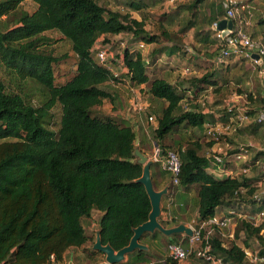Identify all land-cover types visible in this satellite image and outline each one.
Masks as SVG:
<instances>
[{"label": "trees", "instance_id": "obj_1", "mask_svg": "<svg viewBox=\"0 0 264 264\" xmlns=\"http://www.w3.org/2000/svg\"><path fill=\"white\" fill-rule=\"evenodd\" d=\"M25 1L34 3V11L19 10ZM191 1V17L195 18L205 0ZM145 4L144 0H130L128 8L140 11ZM211 20L219 22L216 16ZM193 26L190 21L181 33ZM47 32H56L67 40L76 58L75 72L64 81H59L62 76L58 75L57 66L66 56L55 57L43 49L56 42L44 38ZM122 33L147 45L172 40L165 30L159 35L148 33L142 20L110 11L97 0H0V66L10 81H17L12 89V82L6 85L0 79V264H51V256L56 262L62 261L70 248L92 243L93 237L87 235L83 222L91 218L93 211L101 213L98 230L102 245L111 246L115 252L126 247L133 230L148 220L150 201L144 187L136 182L142 166L134 156L138 147L134 125L94 113L104 100L110 99V81L119 79L94 61L92 48L96 43L108 46L103 39ZM216 49L219 52L221 45ZM165 52L171 56L179 51L173 45ZM119 58L123 75L132 86L141 87L142 92L148 86V94L167 103L154 116L155 125L146 123L154 128L153 141L163 148V156L170 151L171 146L166 143L170 135L205 125L204 113L195 107L178 113L179 105L183 100L197 102L208 89L218 93L225 76L218 75L219 69L211 66L203 76L192 79L185 97V93H178L164 80L150 79V63L146 65L140 52L126 48ZM22 82L30 83L43 97L40 106L32 103L20 85ZM247 101L248 107L260 102L264 111L263 98L248 94ZM55 109L60 110L58 123L54 121ZM245 111L248 118L254 117V110ZM200 151L198 142L181 147L179 185L170 183L163 198L171 189L178 191V187L186 193L193 190L201 220L221 208L244 213V206L248 205L249 215L264 210V197L258 202L253 197L254 180L240 176L218 178L207 171L209 161ZM230 165L231 160L224 167ZM150 170L155 171L151 178L157 190L155 178L168 173L158 162ZM255 205L259 206L253 209ZM161 224L167 226V222ZM238 231L244 233L241 244L247 246V241L257 240L259 255H264V219L256 227L241 221ZM180 238L181 235L167 238L155 232L150 241L161 239L165 246ZM183 242L187 243V237ZM93 243L84 252L103 257L92 250ZM211 245L214 254L229 264H246L242 246L231 243L225 247L219 233ZM153 259H159L161 264L180 263L148 247V251L136 250L127 255V261L121 264H148Z\"/></svg>", "mask_w": 264, "mask_h": 264}, {"label": "rangeland", "instance_id": "obj_2", "mask_svg": "<svg viewBox=\"0 0 264 264\" xmlns=\"http://www.w3.org/2000/svg\"><path fill=\"white\" fill-rule=\"evenodd\" d=\"M97 1L101 6L110 11L121 15L130 14L132 19L138 21L142 20L145 31L148 33L159 35L165 30L169 38H172L171 41L162 39L161 43L156 45H147L141 41L128 39V35L124 33L103 39L105 43L108 42V46H106L108 57L107 63L116 74L115 78L119 80L116 82L111 81L109 83L110 86H107V89H109L110 99L104 100L101 106L94 109V113L101 116L116 118L118 120L123 119L127 124H130L125 118L127 117L128 119L130 117L129 114H133L132 112L134 109L131 108V106L136 107L137 102L140 104L144 103L146 107L139 115L140 119L138 116H135V121H139L136 123L137 127H139L141 123L146 125L145 127L136 130L138 137L137 140L139 141L137 149H139L149 160L153 161V152L155 148L153 141L154 128L146 124V116L152 115L153 117H157V115L167 106V103L161 99L153 98L145 91L142 92L141 87L132 86L130 81H128L123 75L124 70L121 65V58L119 57H121L122 52L126 48H128L130 52H140L146 65L150 63L147 68L150 79H162L171 84L178 93H185V97H188L186 89L189 87V82L194 78L203 76L210 68V60L217 56L218 50L216 48L219 46V43L214 40V32L211 29L212 16L210 17V15H212V10H215V16L218 18L222 17V2L221 0H205V2L198 8L197 16L192 18L191 9L189 8L192 4L191 0H178L173 2L170 0H144L146 3L145 7L140 11H133L128 8V1L130 0ZM238 1L241 5H243V3L249 4L251 7L250 12L252 14V22L258 23V21H263L260 26H264V0ZM34 9L35 5L31 1L23 2L19 8V10L29 13L34 11ZM2 19L4 20L5 18ZM169 19L173 20L169 21ZM190 21H193L194 26L187 29L185 34H182L181 32L186 29ZM43 36L44 38H51L53 41H56L52 42L48 48H43L46 49L47 53H51L55 57L66 56V59L59 62L57 66V70L59 71L58 75L62 76L59 81H64L75 72L76 58L71 52V46L67 40L62 39L60 34L56 32H47L43 34ZM262 44L264 45V43ZM140 45H143L144 48H139ZM173 45L178 47L179 52L168 56V52H165V49H169L173 47ZM158 48L162 49V52H157ZM224 66L225 64L218 68V75H225L224 82H222L223 86L220 87L218 93L215 94L211 89H208L203 92L202 97L197 102L194 101L190 103L183 100L179 105L178 113L189 111L193 107L196 108V111L204 113L206 115L205 125L201 128H190L187 131L181 130L176 134L170 135L166 140V143L171 146L168 150L174 151L178 154L181 147L188 143L198 142L199 145H201V155L208 159L209 165H212L209 157L211 150L216 143L214 138L208 133L211 132L217 134L220 132L222 126L226 124L224 114L227 112V104L230 99L234 95L242 94L243 99L248 102L247 96L249 94L248 88L250 86L246 83L255 85L253 88L255 91L256 87H260L261 80L259 70L256 67L251 66L249 62H244V60L230 64L227 66V69ZM0 79L3 81L5 80L6 85L12 82V85L9 86L12 87V89L15 87V84H17V81H10V78L4 73V69L1 66ZM20 85L24 92L29 94L32 103L37 107L40 106V102L44 99L42 96L38 95L39 92L36 91L30 83L22 82ZM145 90H148V86H146ZM248 106L249 105H246V107ZM59 118L60 110L55 109V123H58ZM129 120L131 121V119ZM232 127H234L237 132L239 123L235 121L232 122ZM230 134L221 137L219 146L225 147L227 144L230 145ZM253 150L254 149L250 151L253 152ZM257 167L264 168V157L260 159ZM207 169L211 170L210 166H208ZM254 169L255 168L252 169L253 174L258 172V175H260V171H254ZM263 173L264 170L262 171V174ZM178 189L180 188L178 187ZM188 194H191L192 196L186 194L183 195L182 198L176 200L177 202L174 201V204L171 207L173 208V213L176 215L178 221H185L186 223L191 224L192 221L198 217L197 200L193 190H190ZM181 199L185 201L180 203ZM185 203H187V207H183ZM179 204H182V206H179ZM175 206L177 207L174 208ZM220 210H223V208ZM236 212L240 214L241 210L239 209V211ZM251 216L255 215L253 214ZM86 221L87 220H84L83 222L85 228H87ZM241 221V218L234 216L232 220L233 224L229 229L222 232L226 236L233 232L235 238L233 242L239 246H241V241L244 239L243 232L238 231L240 229ZM89 233L90 236L93 237V243L95 239L94 232L90 230ZM236 234H238V238H236ZM223 241L227 247L230 246L231 241L228 238L223 239ZM92 243H89L88 247H90ZM177 243L181 244L184 248L187 247V243L185 244L183 241H178ZM248 245L250 246L251 251L261 249L260 247H255L254 240L249 241ZM154 248L159 250L158 253H161V255H167V247ZM262 250L264 251V248H262ZM188 259L187 262L193 264H204L195 260L193 255H190ZM246 264L249 263L246 262Z\"/></svg>", "mask_w": 264, "mask_h": 264}, {"label": "built area", "instance_id": "obj_3", "mask_svg": "<svg viewBox=\"0 0 264 264\" xmlns=\"http://www.w3.org/2000/svg\"><path fill=\"white\" fill-rule=\"evenodd\" d=\"M174 0H171L173 2ZM222 8L224 10V18L227 21L233 22V27L230 30L229 36L223 38L222 32L218 30V22L211 25V29L214 32V38L217 39L218 43L221 45L220 49V60H226L229 58L234 59H246L249 60L255 67L259 70V75L261 82L264 86V45L256 40H254L250 35L245 32V28L248 26L249 20L242 16L245 6L241 5L238 0H221ZM139 48H144L140 45ZM94 54V61L106 68L113 73L115 77L116 74L109 67L107 63V47L100 43H96L92 48ZM253 56H257L255 59ZM123 67V64H121ZM124 68V67H123ZM111 82V81H110ZM134 107V106H132ZM139 115L145 110L142 107H135ZM230 109H228L229 111ZM249 118L246 116L245 109L241 110V113L237 116V121L239 125L244 124ZM147 121L156 124L155 118L149 115ZM234 122V120L232 121ZM232 122L222 126L220 132L213 134L209 132L208 134L214 138L216 145L212 148L210 153V159L212 165L223 168V166L231 160L232 163L236 162H246L249 154V150L246 146H241L237 152L233 153L234 150L229 144L225 147L219 146V141H221L222 136H227L230 133L235 132V128L232 127ZM256 124H264V111L259 112L254 118ZM160 148L155 145L153 152V161L160 163L161 169L167 172L170 176V183L172 186L179 185V175H180V159L176 152L169 151L165 156L159 157ZM224 171L227 177H232L231 173ZM247 171L245 169L241 170V174H245ZM244 192V190H242ZM254 199L258 202L262 197H264V188L260 187L254 194ZM236 212L230 210L226 214H214L212 217L201 220L198 217L189 224L188 227L192 229L193 236L187 238V247L184 248L181 244L171 243L167 245V255L178 262H187L190 255L194 256V259L200 261L204 264H229L224 260L223 257L214 254L213 247L211 245L212 239L219 233L221 238L233 239V234L225 235L222 232L229 229L232 225V220ZM264 217V212H260L257 216L250 220L252 226L256 227L257 223ZM245 256V261L249 264H263L264 256L259 255V249L252 250L250 248H245L242 250ZM51 264H73L72 261H60L56 262L53 256L50 257Z\"/></svg>", "mask_w": 264, "mask_h": 264}, {"label": "crops", "instance_id": "obj_4", "mask_svg": "<svg viewBox=\"0 0 264 264\" xmlns=\"http://www.w3.org/2000/svg\"><path fill=\"white\" fill-rule=\"evenodd\" d=\"M174 1H178V0H174ZM243 6H245V8H244V11L242 12V16L249 20L248 26L245 28V32L248 35H250V37H252L254 40H256L260 43H264L263 42V40H264V29H263L264 26H260V25H262L261 23H263V21H258V23L257 22L253 23L251 20L252 14L250 12V10H251L250 5L243 3ZM174 9H176V8H174ZM172 12H174V11H172ZM215 14H216L215 10H212V15H210V17L215 16ZM223 18H224V10H223V16L218 18L219 22L221 20H223ZM212 24L213 23H211V25ZM220 54H221V52L219 51L217 53V56L213 57L212 60H210V62L212 64V65H210V67L213 66L215 70L218 69L219 66H221V65L225 64L224 67H226L232 63H237L238 61H243V60H244V62L246 61V63L249 62V64L251 66H254L249 60H246V59L229 58V59L222 61L219 59ZM246 84L250 86L248 88L249 94H251L254 98H257V99L263 98L264 99V86H263L261 80H260V87H258V88L256 87L255 91L253 89L255 87V85H251L250 83H246ZM247 103L248 102H246L243 99L242 94L234 95L230 99L229 103L227 104V109H226L227 114L226 113L224 114L225 115V119H224L225 123L228 124V123L232 122L233 120L235 122L237 121V116H238V114L241 113L242 109L249 108L250 110H254V117H250L249 120L246 121L244 124L239 125L238 131L233 132L234 134H230V137H229L230 138L229 142H230V145H232V148L238 149L241 146H246L248 148L249 154L247 157V161L246 162L241 161V162L232 163V165H230L229 167L223 166L222 169L231 173V175H232L231 178H235V177L240 176V177H245L247 179L254 180V187L256 188V191H257L260 187L264 188V173L262 174V171L264 170V168H262V167L258 168L257 167L260 159L262 157H264V124L262 126H257V124L254 122V118L257 115L256 113L262 110L261 109L262 105L260 102H258V104L254 105L252 107H246ZM137 106L142 107V108L146 107V105L144 103L140 104L139 102H137ZM131 108L134 109L132 112L134 115L129 114V116L130 117L133 116L132 117L133 119L130 117L128 119L126 117L125 119L128 120V122L131 125H134L136 130H138L139 127H137L136 123H138L139 121H137V120L135 121V116H138L140 119L139 112H137L135 107L131 106ZM228 109H230V110L228 111ZM129 119H131V121ZM151 125H154V124H151ZM139 126L145 127L146 125L144 123H141ZM252 149H254L253 152L250 151ZM200 155H201V151H200ZM257 155H259V156H257ZM208 166H210V168H211V170L207 169V171L209 173L214 174L218 178H224V177L226 178L227 177L221 168H218L214 165H208ZM253 168H255L254 171L259 170L260 175H258L259 174L258 172L256 174H253V172H252ZM242 169H245L247 172L245 174H241ZM154 172L155 171L150 170L151 174H153ZM155 181H156V184H158L156 191H161L162 189H164L165 187H168L170 185V176H169V174L164 176V177L158 176L155 178ZM185 194L192 196L191 194H188L185 191H181L179 189H178V191H175L174 189H171L168 197L162 198L160 223H161V221L167 222V226H163L161 224L163 227L172 228V227H175L179 224H184L186 226H189V224L186 223L185 221H178L176 219L177 217H176V215H174L173 208L171 207L174 204V201H176L179 198H182L183 195H185ZM182 201H185V200L181 199L180 203H182ZM179 206H182V204H179ZM184 206L187 207V203H185V205H183V207ZM258 206L259 205H255V206H252V208L256 209V207H258ZM176 207L177 206H175L174 208H176ZM244 207H246L243 209L244 213L239 214L236 212L235 216H238V218H241L242 221L249 222V224H251L250 220L252 218L257 216L260 212H264V210L263 211H257L254 214L255 216H251V215H249L251 212L250 211L251 207L248 205L244 206ZM230 210H233V209L223 208V210H218V212H216V214L223 215V214H226L227 212H229ZM100 217H101V213H99L97 211L92 212L91 218L86 221L87 222L86 223L87 228H85V230H86L87 235H90V233H89L90 230H92V232H96L98 230V224H99ZM262 219H264V217ZM258 223H257V225H258ZM252 227H254V226H252ZM262 232H263V230H262ZM230 234H234V233L232 232ZM151 236L152 235H148L147 237L143 238V240L140 241V243L143 244V242H145L146 245L145 244H143V245L149 247L152 251H154V253L161 255V253H158L159 250L155 249L154 247H166L167 245L164 246L163 242L162 241L160 242L161 239H159V240L157 239L155 241H150ZM184 237L185 236L181 235V238L178 241L182 242L184 240ZM233 237H234V235H233ZM221 239L223 241V239H227V238H221ZM234 240H235V238L231 239L230 240L231 243H235V242H233ZM178 241H176V242H178ZM248 242L249 241L246 242L247 246H244V243L241 244L242 250H244L245 248H250V246L248 245ZM223 245L225 247H227L225 245L224 241H223ZM254 245H255V247H260V244L257 240H254ZM86 248H89L88 245L86 247L79 248V249L78 248H70L63 255L62 261H72V262H74V264H107L105 262L104 256L103 257L100 255H97L95 257L89 256L87 252H84V249H86ZM162 256H164V255H162ZM126 261H127V257L125 258L124 262H126ZM148 264H161V263H160L159 259H153ZM179 264H193V263H191V262H180Z\"/></svg>", "mask_w": 264, "mask_h": 264}, {"label": "water", "instance_id": "obj_5", "mask_svg": "<svg viewBox=\"0 0 264 264\" xmlns=\"http://www.w3.org/2000/svg\"><path fill=\"white\" fill-rule=\"evenodd\" d=\"M232 27L233 22L225 19L218 23V30L222 32L223 38L229 36ZM253 58L257 59L258 57L253 56ZM138 142V140L135 141L136 146L138 145ZM159 148V157L161 158L163 156V148ZM134 156L136 157L137 164L142 166L141 177L137 179L136 182L144 187L150 201L151 210L148 215V220L133 230V236L130 239L129 244L119 251L115 252L109 245H102L100 231L97 230L95 232V241L93 243L92 250L101 253L107 264H121L125 261L127 255L136 250L148 251V247L140 243L141 239L145 235H153L155 232H159L167 238L174 235H183L187 238H191L193 236L192 229L184 224H179L172 228H165L161 225V202L162 198L167 195L168 187H165L161 191H156L153 187L150 173V168L154 161L149 160L139 149L134 150Z\"/></svg>", "mask_w": 264, "mask_h": 264}]
</instances>
